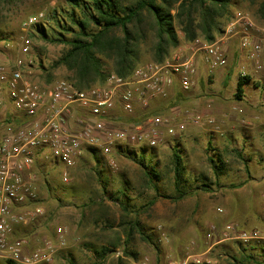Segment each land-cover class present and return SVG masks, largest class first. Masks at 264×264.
<instances>
[{
  "label": "rangeland",
  "instance_id": "374dc122",
  "mask_svg": "<svg viewBox=\"0 0 264 264\" xmlns=\"http://www.w3.org/2000/svg\"><path fill=\"white\" fill-rule=\"evenodd\" d=\"M263 5L264 0H230L229 12L221 19V31L215 39H220L240 16L251 19L252 39L262 47V69H256L248 53L240 49L237 38L229 40L228 45L235 43L234 56L229 60L232 70L239 79L242 71L247 73L248 91L252 93L258 88L264 91ZM69 11L72 7L68 0H0V60L11 64L18 58L24 21L44 13L46 19L41 26L48 38L42 37L37 26L28 32L33 44L29 57L33 66L27 76L40 84L67 79V69L55 63L68 46L51 38L61 31L58 20L66 19L72 24L66 14ZM76 17H81L78 9ZM176 28L179 46L186 44L183 32L178 25ZM152 42L148 39L141 45L138 65L153 61ZM236 94L233 89L232 100H237ZM169 102L152 103L149 115L179 119L188 116L187 109L168 112ZM142 120L139 114L121 127H131ZM180 138L155 149L120 148L111 156L116 169L100 152L87 151L69 171L68 183L62 180V164L45 154L34 170L38 191L35 205L44 213L31 225L18 228L16 238L27 242L28 253L52 241L57 251L47 264H264L263 192L257 190L254 196L220 193L214 165L206 162L200 174H185L182 190L186 193L176 198L172 167L174 153L179 154L175 142ZM228 225L236 230L228 232ZM58 228L65 231L63 246L56 241ZM255 233L260 238H237ZM0 264L9 263L1 260Z\"/></svg>",
  "mask_w": 264,
  "mask_h": 264
},
{
  "label": "built area",
  "instance_id": "2783aa9c",
  "mask_svg": "<svg viewBox=\"0 0 264 264\" xmlns=\"http://www.w3.org/2000/svg\"><path fill=\"white\" fill-rule=\"evenodd\" d=\"M45 19L44 13L29 16L22 26L20 55L11 64L0 60V92L6 91L16 111L7 120L0 138V261L12 264H47L57 251L52 241H45L28 253L27 242L16 238L18 228L31 225L44 213L42 207L35 205L38 191L34 170L42 156L48 154L62 164V180L68 183L69 171L87 151L100 152L116 169L118 166L111 156L120 148L155 149L168 140L180 138L190 124L217 125L209 112L188 113L179 119L151 116L149 109L152 103L167 100L176 85L186 93L196 86L199 56L210 69L226 67L229 59L225 45L233 38L239 40L240 49L248 53L256 69H262V47L252 39L253 22L243 15L220 39L209 43L197 38L179 46L162 63L138 66L127 79L112 73L103 86L88 90H79L66 79L40 84L27 76L33 66L29 59L33 44L28 32ZM246 76L242 71L241 77ZM211 107L207 104L208 110ZM139 114L145 117L142 121L121 127ZM226 229L236 230L233 225ZM56 235L59 245H65L63 228H58ZM237 238L247 241L260 237L255 233Z\"/></svg>",
  "mask_w": 264,
  "mask_h": 264
},
{
  "label": "trees",
  "instance_id": "16d2710c",
  "mask_svg": "<svg viewBox=\"0 0 264 264\" xmlns=\"http://www.w3.org/2000/svg\"><path fill=\"white\" fill-rule=\"evenodd\" d=\"M68 1L72 11L66 14L72 24L66 19L58 20L61 31L57 33L55 30L51 40L68 46L55 66L65 67L70 74L66 80L79 90L103 86L112 73L129 78L140 66L141 45L148 39L153 41L152 62H164L180 45L176 25L183 32L185 42L202 38L212 43L221 31V19L230 7V0ZM77 9L81 12L80 19L76 17ZM37 27L42 37L48 38L44 27ZM67 33L71 34L70 38L66 37ZM249 80V76L240 77L237 100H242L243 86ZM210 162L214 165V172L219 174V165L214 159ZM172 172L178 193L176 198L180 199L186 193L182 190L186 178L177 152L173 155Z\"/></svg>",
  "mask_w": 264,
  "mask_h": 264
},
{
  "label": "crops",
  "instance_id": "0c3cea01",
  "mask_svg": "<svg viewBox=\"0 0 264 264\" xmlns=\"http://www.w3.org/2000/svg\"><path fill=\"white\" fill-rule=\"evenodd\" d=\"M234 48V41L225 45L229 60L234 56ZM197 68L196 86L186 93L176 85L167 99L170 101L168 112L176 113L183 109H187L191 115L209 112L217 121V125L206 128L190 124L180 140L175 142L185 174H200L203 164L211 163L210 159H214L221 169L219 174L214 172L220 193L252 196L255 191L261 190L264 198L263 89L249 92V84L246 82L242 100H232L231 93L233 89L237 90L240 81L232 70V60L226 67L210 69L203 57L199 56ZM0 93L1 138L7 120L16 111L6 91ZM202 95L207 98L200 97ZM209 103L212 105L210 110L207 109Z\"/></svg>",
  "mask_w": 264,
  "mask_h": 264
}]
</instances>
